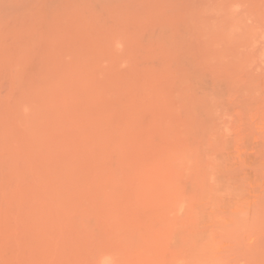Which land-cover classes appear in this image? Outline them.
I'll return each instance as SVG.
<instances>
[{
    "label": "bare ground",
    "instance_id": "obj_1",
    "mask_svg": "<svg viewBox=\"0 0 264 264\" xmlns=\"http://www.w3.org/2000/svg\"><path fill=\"white\" fill-rule=\"evenodd\" d=\"M261 77L264 0H0V264H240Z\"/></svg>",
    "mask_w": 264,
    "mask_h": 264
},
{
    "label": "rangeland",
    "instance_id": "obj_2",
    "mask_svg": "<svg viewBox=\"0 0 264 264\" xmlns=\"http://www.w3.org/2000/svg\"><path fill=\"white\" fill-rule=\"evenodd\" d=\"M239 65V64H238ZM252 79H255V78H252ZM257 79H258V77H257ZM257 79H255V80H257ZM261 79H263V81L262 82H264V77H261L260 78V80ZM254 80V81H255ZM249 81V80H248ZM251 82H253L252 80H250ZM258 82V81H257ZM262 82H259V85H255V84H253L254 86H255V89H257L256 87H258V86H261V84L260 83H262ZM252 84V83H251ZM257 84V83H256ZM249 86H250V84H249ZM250 87H252L253 88V86H250ZM262 87V86H261ZM261 87L259 88V89H261ZM263 87H264V84H263ZM254 88L252 89L253 90V94H260L261 92H255V91H257V90H255ZM251 90V89H250ZM250 90H248L247 92H249ZM263 90V89H262ZM259 91H261V90H259ZM197 92V94H199V96H202V92H200V91H196ZM196 92H195V94H196ZM264 92H262L261 94H263ZM250 94V93H249ZM251 94H252V92H251ZM198 96V95H197ZM257 96V95H256ZM264 96V94L261 96V97H263ZM264 98V97H263ZM257 99V98H256ZM255 99V100H256ZM249 101H251V103H253L252 105H251V103L250 102H248V103H250V104H247V106H245L246 105V102H244V104L242 103V105H239V103H236V102H234V103H232L231 105H230V107H229V103L227 102V104H226V102H224L225 103V105H224V103H223V105L224 106H222V107H219V113H221V116L224 114V113H226V112H224V111H228V113H226V114H228V115H236L235 117V120H236V122H232L231 121V119L233 118L232 116L230 117L231 119H229V120H227V122L226 121H222V120H224V119H228V117H227V115L225 116V115H223L224 116V118L222 119V120H220V121H222V122H226V123H228V121L230 122V123H232L231 125L229 124V126H227V127H229V131L228 132H232V133H229V134H231V135H233V136H231V135H229L228 133H225V132H223V133H220V135L221 134H223V135H221V136H224L223 138H225V141H224V143H226L227 144V142H230V140L232 139H234V138H236V137H234V136H236V135H241V133H242V131L240 130L238 133H237V130H234V131H236L235 133H233V130L231 129L230 130V127L232 128V127H234L235 125H236V123L237 122H241V120L243 119V117H241L242 119L241 120H238L239 118L237 117L238 115H237V113L239 114H243V113H247L246 115V117H249V118H247V119H252L254 122H252V120L249 122V123H247L248 122V120H244L243 122H241V124H240V126H239V123H238V126L240 127V128H243L242 130H243V132H244V134H246V133H248L249 131H251L252 130V132H253V135L254 136H252L251 134L252 133H249V135H247L246 134V136H244V135H242L241 137L239 136L238 138H236V140H233V146L234 145H238L239 147H238V149L241 147L239 144L240 143H237L238 141H237V139L238 140H240V142H241V138L242 137H244V140H246V141H244V140H242L243 141V145L242 146H244L245 147V149H244V153L245 154H239L240 156L241 155H243V156H241L243 159H241L240 158V160H238V161H241V160H244V161H241L242 162V165H240V166H238V169L237 168H235V166L236 165H238V164H236L237 162H233L234 164H236V165H234L233 164V166H232V164H230L229 162H230V158L232 159V161H237V159H238V157H240V156H237V153H239V152H241V151H234V147H231V153H233L235 156H234V158H232V156L230 157V158H228V160H229V162L227 161V160H225V163L226 162H228L229 163V166L231 165L232 167H234V168H232V169H234L235 171H237V172H235V173H233L234 171L233 170H231L230 169V167L229 168H224L223 170L224 171H228V170H230V171H232V172H227V174H226V172H224L223 170V172H222V174L224 175V176H226L225 178H229V177H231V175L230 176H228L229 174H232V175H234L233 177H231V178H234V177H236L235 178V180H237L238 181V179H239V181H242V182H238V183H241L242 185H243V188H244V190H245V192H246V195H247V197L249 198V201L252 203V212H250V213H254L253 212V210L255 211V208H253V207H255L256 205H258V206H262V208L260 207H257L256 206V208H259V209H262V210H259V209H256V210H259V211H261V212H259L261 215H259L258 214V211L257 212H255L254 214H258L259 216H261V217H258V218H255V219H257V220H259V222L258 221H254L255 219H253V218H250V220H253L254 222H252V221H250V222H252V223H250L251 225H253V226H249V222H247V220L246 219H248V218H246L245 219V222H247L248 224H243L244 226L243 227H237V228H240V229H243V228H247V227H249V228H247V229H245V230H248V229H251V227H252V229H254V228H256V227H254V226H257V227H259V228H256V231H255V234H250V230H248V233H245L244 235H248L249 234V236H244V237H247L248 239H245L244 237H242V236H238V235H240V234H242V233H244L243 232V230H237L238 232L239 231H242V232H240V234L237 232V233H235V232H231V231H226L225 229L223 230L224 232H225V235H227L226 234V232L228 233V232H231V234L230 235H232V233H235L238 237H241L242 238V240L244 241V239L245 240H247V241H245L246 243H247V245L246 246H243V244H240V245H242V247H238V246H233V247H228V246H231L230 244H229V242L228 241H230V240H227V238H224L225 240H227V241H225L227 244H228V246H226V247H228V248H231L230 250H232V252L234 251V252H236L237 251V253H233V260H235V262L237 263H239V261H240V264L241 263H244V264H248L249 263V261L250 262H256L257 264H264V255H262V254H264V251H261V250H264L263 248H264V204H262V203H264V196L263 197H261V195H258L259 197H261V199H258V198H256V197H258L257 195H254V193H260V192H262L263 191V193H264V189L263 190H259V189H261V188H264V187H260L259 189H257L260 185H262V186H264V173L262 172V171H264V166H262V165H264V164H262V162H260V161H263V159H264V113H261V114H259L260 112V109H259V107H262V105L263 104H261V105H259L261 102H257V104L255 105V102L256 101H254L253 100V102H252V100H249ZM259 103V104H258ZM264 103V102H263ZM235 104H237L238 106H240V107H244V109H240V108H238V107H236V105ZM226 105H228V106H226ZM233 106V107H232ZM237 108H235V107ZM254 106V107H253ZM259 106V107H258ZM224 107H226L225 109H224ZM248 109H251V112H248V111H246L247 110V108ZM257 107V109L256 110H258V111H254L255 110V108ZM222 108V109H221ZM254 109V110H253ZM230 111V112H229ZM253 111L254 112H258V115L257 116H259L260 118H259V120L257 119V118H254L253 116H255L256 117V114H254L253 113ZM264 111V108H262L261 109V112H263ZM252 113V114H251ZM249 114V115H248ZM243 115H245V114H243ZM260 115H262V117L260 116ZM240 116V115H239ZM226 117V118H225ZM246 117H244V118H246ZM220 121H218L217 123H218V125L216 124V126H220L219 124L221 123ZM234 121V120H233ZM198 122H199V120H198ZM245 125V123H247L246 124V126L245 127H242L243 126V124ZM199 124V123H198ZM213 124H215V123H213ZM224 124V123H223ZM232 125H234V126H232ZM212 127H214V125H211ZM215 126V127H216ZM238 126H236V127H238ZM74 127H76V126H74ZM223 127V126H222ZM236 127H234L235 129H236ZM238 127V129H240ZM251 128V129H250ZM223 129H224V127H223ZM225 133V134H224ZM235 134V135H234ZM230 137H229V136ZM75 136V135H74ZM232 137V138H231ZM249 137V138H248ZM77 138H78V136H77ZM81 138L82 137H80V138H78V139H76V138H73L74 139V141H77V142H79L78 144L76 143V142H74L73 143V141H70V140H68L69 142H67V143H70V142H72V144H76V145H79L80 143H82V141L83 140H81ZM257 138V139H256ZM69 139H71V138H69ZM230 139V140H229ZM248 139H250V140H248ZM254 139H256V140H254ZM79 140H81V141H79ZM220 140V139H219ZM250 141H252L253 143H251V144H249V145H247ZM235 141H236V144H234L235 143ZM24 142H25V140H24ZM64 142V141H63ZM220 142H222V141H220ZM247 144H246V143ZM256 144H255V143ZM26 143V142H25ZM224 143H222V144H224ZM258 143H260V144H258ZM24 144V143H23ZM231 143H229L228 145H230ZM232 145V144H231ZM257 145H258V147H257ZM73 146V145H72ZM77 147H80V145L79 146H77ZM82 147H85V146H82ZM218 147H221L220 145L218 146ZM227 148H229V147H227ZM251 148V150H249ZM256 148H257V150H256ZM82 148H80V149H77V151H79L80 150V152L82 153V154H84L83 156L81 155V153H77L76 151V156H77V158H75V159H77L76 161H79V159H81L82 160V158H84V156L86 157L87 155H88V152L87 151H89V149L87 148V149H84L83 148V150H81ZM222 149H224V150H222V151H224V152H226V154L228 153V155L230 154L229 153V151H228V149H227V151H226V148L224 147V146H222ZM230 149V148H229ZM233 149V150H232ZM237 149V147L235 146V150ZM241 149V148H240ZM260 149L262 150V152L260 151ZM84 150H87L86 152H84ZM219 150H221V149H219ZM252 150H255V151H252ZM222 151H217V152H221V153H223L224 154V152H222ZM260 152V153H259ZM242 153H243V151H242ZM263 153V154H262ZM253 154V155H252ZM261 154V155H260ZM74 155V154H73ZM72 155V156H73ZM246 155V156H245ZM252 155V156H251ZM263 155V156H262ZM76 156H74V157H76ZM225 156V155H224ZM237 157V158H236ZM245 157V158H244ZM254 157V158H253ZM259 157V158H258ZM260 157H262V158H260ZM79 158V159H78ZM248 158V159H247ZM253 158V159H252ZM236 159V160H235ZM246 159V160H245ZM247 160H253V162L251 163V162H248ZM231 161V162H232ZM243 162H245V163H243ZM228 163H226L227 165H228ZM247 163H250V165H252V166H249V164H247ZM255 163V164H254ZM264 163V162H263ZM260 165V167H263V168H258V165ZM246 167V168H243V167ZM240 167H242V168H240ZM254 167H256V168H254ZM251 168H254V170L253 169H251ZM227 169V170H226ZM243 169L245 170V171H243ZM259 169H263L261 172L260 171H256V172H259V173H257L256 174V172L254 173V171L255 170H259ZM241 172V173H240ZM245 172H247V173H252L253 175H251V176H254V175H258V174H263L262 176H260V175H258V177H256V176H254L253 178H251V176H248ZM229 173V174H228ZM244 173V174H243ZM249 173V174H250ZM236 175V176H235ZM247 176V177H246ZM255 177H256V180H254V181H259V182H252V180L253 179H255ZM251 178V179H250ZM261 178V179H260ZM241 179V180H240ZM244 180V181H243ZM262 182H261V181ZM236 182V181H235ZM244 182V183H243ZM250 182H252V183H250ZM82 183H85V181H82L80 184L82 185ZM260 183V184H259ZM80 184H78V185H73V184H70V185H73V187H75L76 189L77 188H79L80 186ZM89 184V183H88ZM69 186V185H68ZM77 186V187H76ZM79 186V187H78ZM83 186H85V185H83ZM246 186V187H245ZM253 186V187H252ZM69 188H71L70 190H72V191H74V189L72 188V187H70L69 186ZM252 188H254L255 189V192H254V189H252ZM68 189V187L65 189V191ZM257 189V190H256ZM259 190V191H258ZM66 193H72V192H70L69 190L68 191H66ZM264 195V194H263ZM256 196V197H255ZM255 197V198H254ZM256 201H255V200ZM253 200H254V202H253ZM257 200H260V202H261V200H263L262 202H261V205H259L257 202ZM254 204H256V205H254ZM263 213V214H262ZM249 216H251V217H255V215H249ZM248 216V217H249ZM257 217V216H256ZM260 218V219H259ZM261 221H262V223H261ZM227 222H228V220H227ZM230 222H232V220H230ZM245 222H243V223H245ZM232 223H234V222H232ZM257 223V224H256ZM231 224V223H230ZM230 224H228V223H226V225H229V226H233V224L232 225H230ZM236 223H234V225H235ZM248 225V226H247ZM262 225V226H261ZM229 226H224V227H229ZM237 226V225H236ZM223 228V227H222ZM231 228H233V229H235V227H229V229H231ZM257 229L259 230L260 229V233L258 234V232H257ZM220 230H218L217 231V233H219V234H217V235H220V236H224V235H221L222 233L221 232H219ZM222 231V232H223ZM234 231H236V230H234ZM251 231H254V230H251ZM247 232V231H246ZM221 233V234H220ZM256 234H258L257 236H256ZM217 235H215L216 236V239L217 240H219L220 239V236H217ZM230 235H228V236H225V237H229V238H231V236ZM243 235V234H242ZM237 236H233V238L234 237H237ZM254 236V237H253ZM218 237V238H217ZM234 238V239H237V240H240L239 238ZM257 237V238H256ZM232 238V239H233ZM221 239H223V238H221ZM249 239H251V240H249ZM253 240V241H252ZM224 240H219V243H222ZM252 241V242H251ZM257 241V242H256ZM225 242H223L222 243V245H224V243ZM231 242H232V240H231ZM240 243H241V241H239ZM244 242V243H245ZM254 242V243H253ZM256 242V243H255ZM261 242V243H260ZM19 243V242H18ZM232 243H236L235 245H238L237 243L238 242H232ZM248 243H249V245H248ZM22 244V243H21ZM13 245V244H12ZM16 245H19L20 246V244H17L16 243ZM22 245H24V244H22ZM250 245H252V249L250 248V247H247V246H250ZM261 245V246H260ZM14 246V245H13ZM13 246H11L12 248H13ZM8 247L9 248H11L9 245H8ZM14 247H16V246H14ZM250 248L249 250H250V252L248 251V250H246V249H243V248ZM255 247V248H254ZM11 248V249H12ZM227 248V249H228ZM232 248H234V249H232ZM238 248H240V249H238ZM260 248V249H259ZM21 249V248H20ZM19 250V249H18ZM23 250V249H22ZM22 250H19V251H22ZM243 250L244 251H246V252H249V253H245V252H243ZM254 250V251H253ZM256 250V251H255ZM17 251V250H16ZM242 253V254H244V255H242V257H241V254H240V252ZM259 251H261V252H259ZM254 252V253H253ZM252 253V254H251ZM256 254V255H255ZM238 256V258H242V260L241 259H235V258H237L236 256ZM246 255H247V257H246ZM255 255V256H254ZM258 255V257H256ZM250 258H249V257ZM254 257V258H253ZM260 257V258H259ZM261 258H263V259H261ZM1 259V258H0ZM244 260V261H243ZM253 260V261H252ZM257 260V261H256ZM259 260V261H258ZM262 260V261H261ZM1 261V260H0ZM234 262V261H233ZM259 262V263H258ZM252 264V263H251ZM253 264H255V263H253Z\"/></svg>",
    "mask_w": 264,
    "mask_h": 264
}]
</instances>
